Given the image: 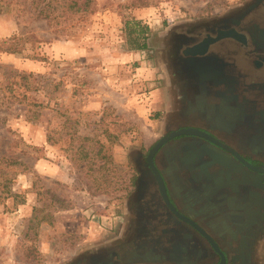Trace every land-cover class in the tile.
Returning <instances> with one entry per match:
<instances>
[{"label": "rangeland", "instance_id": "1", "mask_svg": "<svg viewBox=\"0 0 264 264\" xmlns=\"http://www.w3.org/2000/svg\"><path fill=\"white\" fill-rule=\"evenodd\" d=\"M49 1L0 0V45L31 35L22 52L0 50V264H75L113 243L134 158L175 126L173 104L161 105L165 123H151L156 112L138 120L134 108L155 88L172 92L163 38L244 0H93L76 13L72 0H52L39 15ZM126 19L150 27V50L134 52L143 73L122 61ZM139 185L143 202L144 175Z\"/></svg>", "mask_w": 264, "mask_h": 264}, {"label": "flooded vegetation", "instance_id": "2", "mask_svg": "<svg viewBox=\"0 0 264 264\" xmlns=\"http://www.w3.org/2000/svg\"><path fill=\"white\" fill-rule=\"evenodd\" d=\"M163 41L162 64L172 68L168 88L180 107L169 123L182 121L166 134L198 128L226 148L180 136L156 154L169 200L186 219L164 203L146 166L157 141L141 151L134 158L135 191L122 230L111 245L75 264H259L264 245V172L259 170L264 168V0H244L217 17L177 25ZM143 175L147 198L139 202Z\"/></svg>", "mask_w": 264, "mask_h": 264}, {"label": "trees", "instance_id": "3", "mask_svg": "<svg viewBox=\"0 0 264 264\" xmlns=\"http://www.w3.org/2000/svg\"><path fill=\"white\" fill-rule=\"evenodd\" d=\"M69 3V8L73 9L75 13L92 11L93 0H85L83 5L79 4L78 1L75 0H72ZM50 6H52V0L45 4L39 15H44L46 13V9H48ZM150 32V27L141 21L136 19L124 20L122 34L126 43V51L130 53L148 52L150 50ZM30 38L31 35H28V37L13 36L5 41V46L0 45V50L9 54L22 52V46L25 45V43L29 41Z\"/></svg>", "mask_w": 264, "mask_h": 264}, {"label": "crops", "instance_id": "4", "mask_svg": "<svg viewBox=\"0 0 264 264\" xmlns=\"http://www.w3.org/2000/svg\"><path fill=\"white\" fill-rule=\"evenodd\" d=\"M142 53L145 54L144 52H141V54ZM141 54H138V55L134 54V53L125 54L122 56L123 57L122 61L125 63L137 61L139 63V65L141 66V68L139 69V72L143 73V72H145V70L142 67L146 66V62H144V59H145L144 55H141ZM147 85L149 87L152 86L154 88L156 84L154 82H152V83L149 82V83H147ZM147 95H149V96L147 98L146 104L143 103V104L134 105V108L136 109V113H137L136 118L138 120L141 119L143 121V120H145V119H143L145 117H151L152 118L151 112H156L154 117H157V120H151V123H165L164 120H161V121L158 120V119H162V114L160 115V113H159V112H163V110L160 109L161 105H163V104L165 105L167 103L173 104L174 110H175L174 116L176 115V113L180 109L179 105L176 104L177 99H176V101H174V96H173L172 92L168 95L166 92L162 91L161 89L155 88L154 90L149 92ZM152 98H153V100H152ZM177 122H179V121H177ZM177 122H175L174 125H179L180 123H182V121H180L179 123H177Z\"/></svg>", "mask_w": 264, "mask_h": 264}, {"label": "water", "instance_id": "5", "mask_svg": "<svg viewBox=\"0 0 264 264\" xmlns=\"http://www.w3.org/2000/svg\"><path fill=\"white\" fill-rule=\"evenodd\" d=\"M213 41V39H211ZM193 54V53H192ZM192 70V69H191ZM203 72V71H201ZM180 136H198V137H201V138H204V139H207V140H210V141H213L215 143H217L218 145L225 147L224 144H222L221 142H219L217 139H215L213 136H211L210 134H208L207 132L205 131H202L198 128H193V127H186V128H181V129H178V130H174V131H171L169 132L168 134H165L163 135L156 143L155 145L149 150V153L146 157V166L149 167L151 169V171L153 172L155 178H156V181H157V184H158V187H159V190H160V194H161V197L164 201V203L174 212L176 213L178 216H180L181 218H184L186 219L184 216H182L176 209L175 207L173 206V204L170 202L169 200V197L167 195V191H166V186H165V183H164V180L161 176V174L159 173L157 167L155 166V163H154V158L156 156V154L159 152V150L166 144L168 143L169 141L175 139L176 137H180ZM247 165H249V163H247L246 161H244ZM259 170L261 172H264V168H259ZM193 224V223H192ZM213 243V241H211ZM214 246H216L214 243H213Z\"/></svg>", "mask_w": 264, "mask_h": 264}]
</instances>
